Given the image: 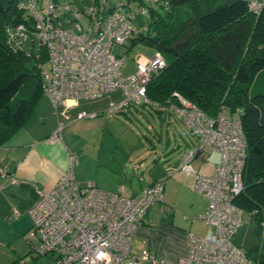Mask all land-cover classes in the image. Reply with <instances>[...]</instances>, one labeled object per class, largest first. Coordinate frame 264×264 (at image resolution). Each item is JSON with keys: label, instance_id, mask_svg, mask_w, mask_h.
<instances>
[{"label": "built area", "instance_id": "1", "mask_svg": "<svg viewBox=\"0 0 264 264\" xmlns=\"http://www.w3.org/2000/svg\"><path fill=\"white\" fill-rule=\"evenodd\" d=\"M84 12H71L67 2L21 0L20 8L32 16V28L18 24L7 29V41L28 50L38 42L46 52L40 63L43 93L49 98L58 122L48 141L61 139V130L72 119L96 117L104 111L107 117L130 104L148 102L146 86L150 76L165 66L160 52L149 58H136L135 72H120L122 59L112 53L114 44H123L130 36L146 30L136 23L131 3L137 0H97ZM153 5L158 0H141ZM248 9L259 13L264 0H244ZM105 8L104 12L97 9ZM149 7L141 4V16H149ZM67 12L68 19L59 16ZM93 14L83 28L80 18ZM26 47V48H25ZM117 92V99L110 97ZM171 103L176 117L191 132L196 143L183 152L177 170L194 176L192 189L206 197V209L197 218L215 228L213 233L189 235L188 253L176 259H161L147 249L134 251L132 238L145 214L162 201L164 178L145 185L140 194L127 196L121 187L105 190L93 181L80 182L72 166L64 171L48 190L38 189V199L27 209L31 234H37L34 252L52 256V264H253L243 248L236 246L234 236L244 222V212L234 202L243 190L242 172L247 156V141L242 131L240 109L234 113L219 112L207 116L195 104L177 92ZM108 97L103 110H78L72 118L66 100L95 101ZM63 117V119H60ZM210 148L219 154L210 174L193 165L200 153ZM175 169L169 174L172 175ZM0 175L7 173L0 167ZM10 183L16 177H8ZM4 185H0V190Z\"/></svg>", "mask_w": 264, "mask_h": 264}, {"label": "trees", "instance_id": "2", "mask_svg": "<svg viewBox=\"0 0 264 264\" xmlns=\"http://www.w3.org/2000/svg\"><path fill=\"white\" fill-rule=\"evenodd\" d=\"M20 1L0 0V146L31 118L44 95L39 67L47 57L44 48L13 47L5 35L9 24L32 22L18 8ZM55 1L67 2L71 12L99 7L97 0L83 8H72V0ZM141 4L149 7L148 17L140 15ZM134 5L135 21L146 30L127 40L153 47L165 60L150 76L148 102L140 106L176 116L171 103L177 92L210 117L239 108L247 156L243 190L233 202L264 227V7L254 13L244 0H158L153 5L137 0ZM68 17L64 12L59 19ZM31 244L34 251L36 240ZM252 250L245 251L253 264H264V250Z\"/></svg>", "mask_w": 264, "mask_h": 264}, {"label": "crops", "instance_id": "3", "mask_svg": "<svg viewBox=\"0 0 264 264\" xmlns=\"http://www.w3.org/2000/svg\"><path fill=\"white\" fill-rule=\"evenodd\" d=\"M64 103L69 105L68 112H73L81 101L76 103L66 100ZM57 122L58 116L44 94L31 118L0 146V167L7 173L6 177L0 175V185H4V189L0 190V246L11 245L18 238L31 234V219L27 209L38 199L37 190L50 189L58 177L70 168V150L66 144L61 139L52 142L47 140L56 129ZM201 157L197 156L194 160ZM82 159L78 160L79 166L84 165ZM215 162L209 166L199 162L196 168L208 175ZM76 163L75 157L72 169ZM137 168L133 167L132 171L126 168V177L112 169H109L106 177L96 176L88 170L79 171L80 174L77 173L75 177L80 182L91 180L105 190L121 187L127 196H136L145 185L158 180L154 178L144 181L140 176L133 183L131 177L135 178L133 170ZM177 168L167 183L171 191V196L166 198L167 203L155 205L137 225L131 243L134 251L147 249L156 257L173 260L188 253L190 234L201 236L215 231L213 226L197 218L206 209L208 201L192 189L194 176ZM10 175L16 177V182H9ZM175 207L186 211L187 215L181 219Z\"/></svg>", "mask_w": 264, "mask_h": 264}, {"label": "rangeland", "instance_id": "4", "mask_svg": "<svg viewBox=\"0 0 264 264\" xmlns=\"http://www.w3.org/2000/svg\"><path fill=\"white\" fill-rule=\"evenodd\" d=\"M36 1L39 5L43 0ZM72 1V8H83L90 6L92 0ZM134 4L131 3L130 6L133 11H137L138 7ZM18 8L20 7L18 6ZM20 9L32 18L27 10ZM61 21L63 23V19ZM142 21L145 25L149 22L146 18ZM80 22L83 28H86L89 24L88 17H82ZM18 24H23L26 29H30L33 22L30 25L25 22L9 24L4 29L5 35H7L8 28ZM35 46H38V42L35 43ZM111 51L122 59L120 72L123 75L135 72L134 60L136 58H149L155 52L154 48L149 45L141 42L132 43L130 40H126L123 44H114ZM119 96L120 94L117 92L110 94L113 99H117ZM107 101L108 97L95 101L82 100L79 107L73 112H68L69 105L66 104L59 105V109L66 106L67 113L74 118L78 110H103ZM61 140L77 159V163L73 167L75 175L80 174L79 171L88 170L96 176L106 177L109 169H112L115 173H121L126 177L125 169L132 171L133 167L137 166V170H133L135 178L131 177L133 183H136L140 176L144 181L164 178L162 191L164 200L155 205L162 202L167 203L166 198L171 196L167 183L174 176L169 173L177 168L183 152L196 143L194 136L176 118L174 113L167 111L158 113L148 105L140 106L139 104H130L121 111L114 112L112 117H107L102 111L96 117L72 119L61 130ZM200 155L202 160H194L195 167H198L199 162L209 166L219 158V154L210 148L198 156ZM81 157L84 165L79 166L78 160ZM176 210L179 211L178 215L181 219L187 215L184 210L179 208ZM36 239L37 234L29 233L25 237L18 238L11 245L0 246V264H52V256H39L32 251L31 242ZM234 242L236 246L250 252L256 246L264 250V227L251 221L244 213V222L236 231ZM139 264L153 263L140 261Z\"/></svg>", "mask_w": 264, "mask_h": 264}, {"label": "bare ground", "instance_id": "5", "mask_svg": "<svg viewBox=\"0 0 264 264\" xmlns=\"http://www.w3.org/2000/svg\"><path fill=\"white\" fill-rule=\"evenodd\" d=\"M53 258V257H52Z\"/></svg>", "mask_w": 264, "mask_h": 264}]
</instances>
